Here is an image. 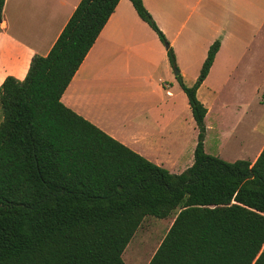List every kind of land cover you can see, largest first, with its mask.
Here are the masks:
<instances>
[{"label":"trees","instance_id":"trees-1","mask_svg":"<svg viewBox=\"0 0 264 264\" xmlns=\"http://www.w3.org/2000/svg\"><path fill=\"white\" fill-rule=\"evenodd\" d=\"M6 0H0V13ZM121 0H81L51 51L24 80L0 86V264H125L146 217L177 216L149 264H264V147L254 163L206 153L198 90L221 42L187 86L194 163L173 174L68 108L62 96ZM139 17L174 49L142 0Z\"/></svg>","mask_w":264,"mask_h":264},{"label":"crops","instance_id":"crops-1","mask_svg":"<svg viewBox=\"0 0 264 264\" xmlns=\"http://www.w3.org/2000/svg\"><path fill=\"white\" fill-rule=\"evenodd\" d=\"M142 1L174 49L185 82H196L210 47L221 42L198 90L208 108L206 119L215 98L232 87L230 82L264 81V57L255 53L264 40V0ZM80 2L5 1L0 13V86L9 76L24 80L33 57L49 54ZM175 77L159 36L130 0H121L62 102L149 161L181 174L194 163L184 159L182 149L185 129L195 121L186 94L182 89L180 96L172 92ZM263 92L264 86L257 87L254 99L239 108L249 114L258 110L254 106L261 107L264 114ZM254 128L264 132V115Z\"/></svg>","mask_w":264,"mask_h":264},{"label":"rangeland","instance_id":"rangeland-1","mask_svg":"<svg viewBox=\"0 0 264 264\" xmlns=\"http://www.w3.org/2000/svg\"><path fill=\"white\" fill-rule=\"evenodd\" d=\"M165 48L167 49V46ZM255 53L257 58L264 57L262 56L264 54V40L259 41ZM177 69L180 72L179 67ZM170 82L173 85L172 92L176 96H180L178 90L181 91V87L177 83L178 80L172 79ZM194 83L195 81L189 80L185 82L190 87ZM238 84L240 87L239 94ZM230 86L232 87L229 90L222 91L220 96L215 98L211 113L206 119L209 131L205 141V151L211 156L219 157L228 162L242 159L252 162V156L264 145V132L255 131L254 128L255 123H258L264 114L260 110L261 107L254 106L253 108L258 110L249 114H245L244 110L239 107H244L246 102L254 99L256 88L264 86V81L260 78L255 80L248 78L247 80L230 82ZM2 119L3 114L0 105V123ZM197 136L198 130L195 123L193 126L188 124L184 133L185 139L182 149L183 153L185 152L184 159L186 161H194L193 151L197 144ZM177 213L175 212L168 219L146 217L123 253L122 258L125 264H149L173 225ZM126 252L127 255L125 256Z\"/></svg>","mask_w":264,"mask_h":264},{"label":"water","instance_id":"water-1","mask_svg":"<svg viewBox=\"0 0 264 264\" xmlns=\"http://www.w3.org/2000/svg\"><path fill=\"white\" fill-rule=\"evenodd\" d=\"M179 71H178V69H175V76H178L179 75Z\"/></svg>","mask_w":264,"mask_h":264},{"label":"bare ground","instance_id":"bare-ground-1","mask_svg":"<svg viewBox=\"0 0 264 264\" xmlns=\"http://www.w3.org/2000/svg\"><path fill=\"white\" fill-rule=\"evenodd\" d=\"M248 142V141H247ZM127 255V252L125 253V256Z\"/></svg>","mask_w":264,"mask_h":264}]
</instances>
